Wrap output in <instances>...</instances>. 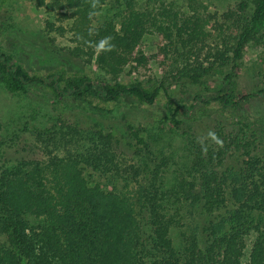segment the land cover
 Instances as JSON below:
<instances>
[{
  "label": "trees",
  "instance_id": "16d2710c",
  "mask_svg": "<svg viewBox=\"0 0 264 264\" xmlns=\"http://www.w3.org/2000/svg\"><path fill=\"white\" fill-rule=\"evenodd\" d=\"M105 6L112 18L97 22ZM34 7L44 8L46 33L69 34L66 53L98 74L29 73L0 50L6 92L39 87L55 99L104 106L163 97L165 120L177 130L198 104L240 115L218 118L205 137L184 131L176 156L145 128L106 123L103 114L82 123L58 114L35 134L41 160L12 161L16 144L0 140V264H264V114L241 113L264 100V86L233 88L246 48L264 46V0H239L221 13L200 0H35ZM148 36H157L152 57L161 79L121 81L151 72L152 57L140 49ZM216 72L225 75L209 97L185 104L168 93L178 83L202 86ZM120 151L134 161L124 165ZM119 181L134 184L135 197Z\"/></svg>",
  "mask_w": 264,
  "mask_h": 264
},
{
  "label": "rangeland",
  "instance_id": "374dc122",
  "mask_svg": "<svg viewBox=\"0 0 264 264\" xmlns=\"http://www.w3.org/2000/svg\"><path fill=\"white\" fill-rule=\"evenodd\" d=\"M200 1L210 12L221 13L234 8L239 0ZM34 5L35 0H8L5 3L0 11V50L12 53L15 60L20 62L29 73L45 74L55 69H63L67 73L85 72L92 77L96 76L98 72L92 66H85L81 61L66 53V49L74 46L69 34L59 36L55 33H46L44 24L48 17L44 8L36 9ZM108 8V6L103 7L97 15V22L112 18V12ZM156 45L157 36H148L141 42L140 49L145 56L152 57L157 52ZM149 67L151 68L150 73L137 76L124 73L121 81L127 83L138 78L160 80L158 61L155 58L149 59ZM224 75L225 72L223 74L213 73L205 79L202 86H192L186 83L174 84L171 88H167L168 93L178 103L191 104L197 94L208 97L213 95ZM262 86H264V46L249 45L245 50L241 73L235 80L233 88L237 93L246 94ZM223 87L225 86H221V89ZM164 103L165 100L162 97L158 102L149 106L128 99L107 106L97 104L95 101L89 105L68 98L55 99L39 87H30L25 95H12L0 85V140L8 144H16L15 150L11 151L12 161L16 159L41 160L45 152L35 134L50 127L58 114H63L68 121L80 123L91 120V118L102 119L100 115L103 114L106 117V123L130 122L135 126L145 128L147 135H152L166 155L174 153L176 156L182 146L184 131L189 132L188 129H191L198 137H205L218 118L224 117L232 123L235 117L240 115H232L227 109L224 111L215 104L209 106L198 104L192 110L191 117H188L189 119L177 130L170 128L165 120ZM245 110L264 114V100H252L243 107L241 113ZM143 136L150 140L147 136ZM119 156L124 165L134 161L126 152L120 151ZM85 175L99 180L90 170H86ZM100 181L103 182V179L100 178ZM119 182L118 189L135 197L136 186L134 184L126 186L123 182Z\"/></svg>",
  "mask_w": 264,
  "mask_h": 264
}]
</instances>
